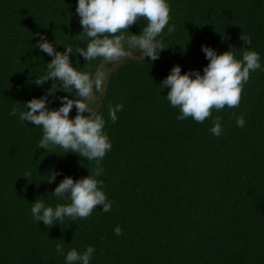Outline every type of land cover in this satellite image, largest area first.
<instances>
[{
  "label": "trees",
  "instance_id": "1",
  "mask_svg": "<svg viewBox=\"0 0 264 264\" xmlns=\"http://www.w3.org/2000/svg\"><path fill=\"white\" fill-rule=\"evenodd\" d=\"M77 2L0 0V264H65L57 244L65 252L93 245L91 264H264V70L250 74L238 107L213 109L203 123L178 120L165 97L170 88L159 86L177 64L182 73L203 74L210 61L202 45L242 59V33L264 64V0H168L175 31L162 35L167 48L155 61L125 59L100 103L112 149L99 179L112 210L98 205L87 218L52 227L32 218L37 198L68 203L51 192L66 176L76 180L96 167L58 146L38 149L42 128L9 115L13 107L26 111L33 98L47 95L53 109L61 97H75L54 79L35 83L53 57L33 46L43 34L57 51L61 44L86 48ZM145 24L140 18L129 31L139 34ZM70 59L93 73L101 63L79 53ZM117 103L123 109L113 123L108 106ZM217 118L220 136L210 131Z\"/></svg>",
  "mask_w": 264,
  "mask_h": 264
},
{
  "label": "clouds",
  "instance_id": "2",
  "mask_svg": "<svg viewBox=\"0 0 264 264\" xmlns=\"http://www.w3.org/2000/svg\"><path fill=\"white\" fill-rule=\"evenodd\" d=\"M76 13L80 17L82 33L88 38L86 48L74 50L72 45L56 41L64 45V51H57L43 34L33 47L53 57L35 83L43 85L47 80L54 79L59 82L58 88L62 87L65 92L79 98L72 99L65 95L60 98L58 108L49 109L48 97L44 95L27 101L26 111L13 107L9 112L10 116H17L22 123L28 121L42 128L38 149L49 150L52 146H58L65 153H77L96 164L85 177L74 180L66 176L51 192L58 199L68 200V203L53 206L39 198L32 202V218L38 223L43 221L47 227L59 224L66 217L70 221L87 218L98 205L103 206V212L112 210L114 201L108 198L103 190L104 181L99 179L104 173L101 161L111 151L112 142L105 130L107 121L100 111V100L97 102L96 93L105 91V80L117 62L121 63L127 58L138 59L136 52L141 53L140 60H144V57L151 61L158 59L161 50L167 48L162 39L165 29L168 34L175 31V26L169 23L168 0H78ZM140 18L146 24L139 34H134L129 27ZM240 38L247 45L242 59H237L231 50L218 54L211 46L202 45V51L210 61L203 68V74L198 69L182 73V66L177 64L162 80L160 91L165 87L170 88L165 97L171 107L179 110L178 120L191 117L203 123L212 115L213 109L219 111L225 107L239 106L243 87L249 81L250 74L264 70L260 53L249 48L251 36L242 33ZM76 53L81 54L85 61L101 60V67L95 73L78 70L70 59V54ZM74 105L76 115L70 118L69 113ZM122 109L123 104L120 103L108 106V116L113 123L118 120L117 113ZM245 124L243 115L236 118L237 127L243 128ZM210 131L215 136L222 135L219 118L214 120ZM29 174L25 172L22 176ZM54 180L55 175L49 181ZM114 232L121 235L122 228L117 225ZM95 251L93 245L83 251L72 248L67 252L61 244L56 245V252L64 256L65 264H91Z\"/></svg>",
  "mask_w": 264,
  "mask_h": 264
},
{
  "label": "rangeland",
  "instance_id": "3",
  "mask_svg": "<svg viewBox=\"0 0 264 264\" xmlns=\"http://www.w3.org/2000/svg\"><path fill=\"white\" fill-rule=\"evenodd\" d=\"M135 55H136L137 58H140L141 53H140V52H136ZM124 61H125V60H124ZM124 61H123V62H124ZM123 62H121V63H123ZM121 63L117 62V64H116L115 66H112V67H111V71H112L113 69H115L116 67H118L119 65H121ZM101 64H102V61H101V63L99 64L98 68L101 67ZM98 68H97V69H98ZM102 70L107 71V69H102ZM111 71L109 72V74H108V76H107V78H106V80H105V85H104L105 89H106V87H107V84H108V77H109ZM103 95H104V92H103V93H96V96H97V99H98L97 102H99V100H100V103H101V100H102V96H103ZM78 98H79L78 96H75V97H73L72 99H78ZM75 109H76V108H75V105H74L73 108L71 109V111H73V110H75ZM71 111H70V112H71Z\"/></svg>",
  "mask_w": 264,
  "mask_h": 264
},
{
  "label": "water",
  "instance_id": "4",
  "mask_svg": "<svg viewBox=\"0 0 264 264\" xmlns=\"http://www.w3.org/2000/svg\"><path fill=\"white\" fill-rule=\"evenodd\" d=\"M106 89H107V87H106ZM106 89H105V91H106ZM105 91H104V94H105ZM104 97V95L102 96V98Z\"/></svg>",
  "mask_w": 264,
  "mask_h": 264
}]
</instances>
